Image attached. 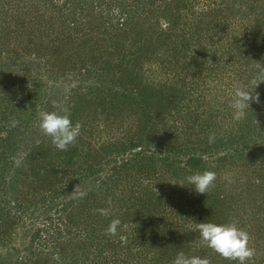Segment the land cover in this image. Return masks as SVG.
<instances>
[{
  "label": "trees",
  "instance_id": "trees-1",
  "mask_svg": "<svg viewBox=\"0 0 264 264\" xmlns=\"http://www.w3.org/2000/svg\"><path fill=\"white\" fill-rule=\"evenodd\" d=\"M262 73L264 0H0V264H237L199 248L203 221L236 222L264 264V82L245 119L230 107ZM61 106L81 124L64 151L39 127ZM233 160L259 180L237 207ZM205 170L206 194L180 186Z\"/></svg>",
  "mask_w": 264,
  "mask_h": 264
},
{
  "label": "clouds",
  "instance_id": "clouds-1",
  "mask_svg": "<svg viewBox=\"0 0 264 264\" xmlns=\"http://www.w3.org/2000/svg\"><path fill=\"white\" fill-rule=\"evenodd\" d=\"M264 82V73L258 75L250 84L236 87L231 98L230 107L232 118L241 121L247 117L248 109L253 101L258 102L259 97L253 88L256 82ZM251 85V86H250ZM39 127L43 133L51 138L53 145L61 151L67 150L80 135L81 124L73 123L70 108L61 106L58 111H41L39 113ZM215 136L209 137L212 143ZM17 164L20 160L16 161ZM214 171L205 170L195 172L184 179L180 186H191L198 194H206L216 181ZM177 185V184H176ZM81 196L84 193H80ZM102 215H107L108 210L100 209ZM121 225L119 218L111 220L107 228V234L116 235ZM200 240L209 248L213 249L221 257L235 261L237 264H247L254 256L255 249L249 246L250 235L240 228L236 222L216 223L213 221H203L197 224ZM172 264H211L206 257L198 255H188L184 251H178Z\"/></svg>",
  "mask_w": 264,
  "mask_h": 264
},
{
  "label": "rangeland",
  "instance_id": "rangeland-1",
  "mask_svg": "<svg viewBox=\"0 0 264 264\" xmlns=\"http://www.w3.org/2000/svg\"><path fill=\"white\" fill-rule=\"evenodd\" d=\"M15 71H16V69H11L10 72L9 71L8 72H9V74L11 73L13 75V74H15ZM41 72H44V70L42 69ZM5 73H7V72H5ZM42 77H43V80H46L45 75H42ZM9 81H11V80H9ZM240 84L241 83H238L237 81H235V83H232V86L234 85L232 88H234V90H235L236 87L242 86V84L241 85ZM211 86L212 87L214 86V82L211 83ZM14 88L16 89V88H18V86L14 85ZM68 88H69V86H67V85L64 87V89H66V90ZM234 90H233V92H234ZM208 97H209V94H207V98ZM204 113L207 114V116H208V111L207 110H205ZM207 116H205V117L207 118ZM233 161L234 162L232 164H230L231 166L225 167L222 171L219 170V176H220V178L222 180L227 178V179L231 180L235 184L234 185L235 189H234V192L232 194V195H235V196L231 197V201H232V206L233 207H237L238 205H240L241 202H243L242 197L246 196V195H248L250 193V190H248V188H247V185L250 183L248 180H250L252 184L254 182H258L259 180L257 179V177L254 174L250 173V171H254L255 170L254 167L251 166V164H247V166H245V165H243L244 164L243 161H242V163L240 161H238V160H233ZM256 164H261V162L258 160ZM214 165H215V162L213 163V166ZM262 165H264V163H262ZM215 173L217 175V172H215ZM153 183L154 182H152V184ZM215 186H217V185H215ZM230 216H232V215H230ZM36 224H37V226L41 225V221L37 220ZM127 231H128V228H126V231H123V230L121 231L120 229H118L117 232L118 233H124V232H127ZM117 237L115 236L113 238L116 239ZM120 239H122L124 242L126 240V238H125V236L123 234L121 235ZM256 240L257 239L255 237L253 238V237L250 236V241H249L251 243L250 247L253 246V247H256V248H260L259 245L257 244ZM198 241H199V243H198L199 248L203 247L204 243L201 240H198ZM21 245H22V240L20 239V237H18V235L15 236L14 246L18 248ZM160 246H161V244H160ZM261 247H262V245H261ZM112 249L113 248L111 247V250ZM135 249L138 250V248H135ZM139 250H140V248H139ZM143 250L144 249L141 248L140 252H142ZM168 264H172V263H168Z\"/></svg>",
  "mask_w": 264,
  "mask_h": 264
}]
</instances>
